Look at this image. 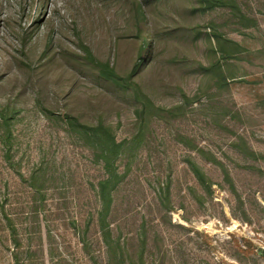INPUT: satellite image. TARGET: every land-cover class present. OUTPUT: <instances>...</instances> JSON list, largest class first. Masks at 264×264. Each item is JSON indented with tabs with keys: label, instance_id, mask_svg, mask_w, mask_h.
<instances>
[{
	"label": "rangeland",
	"instance_id": "rangeland-1",
	"mask_svg": "<svg viewBox=\"0 0 264 264\" xmlns=\"http://www.w3.org/2000/svg\"><path fill=\"white\" fill-rule=\"evenodd\" d=\"M129 1L0 0V264H264V0H151L131 77Z\"/></svg>",
	"mask_w": 264,
	"mask_h": 264
},
{
	"label": "trees",
	"instance_id": "trees-1",
	"mask_svg": "<svg viewBox=\"0 0 264 264\" xmlns=\"http://www.w3.org/2000/svg\"><path fill=\"white\" fill-rule=\"evenodd\" d=\"M150 1L151 0H130L129 1V6H130V9L132 11V16H133L132 19L136 25V29H138L137 31H139V35H138L139 44L136 49V57L139 61L138 63L139 65L137 66L136 64H134L132 66L130 77L135 74L137 75L140 74V71H141L140 68L143 65H145V63L148 62L150 59V52L152 50L151 48L152 34L149 31L150 23L146 15V9H148L149 5L151 4ZM215 42L218 46V52H220L221 55L225 54L223 52V49H224L223 42L218 41V40H216ZM101 74L106 79H109L111 77L108 75V72L106 71H101ZM220 77L222 78L223 76L222 75L216 76V78H218V80L221 82L223 81V78L221 79ZM133 98H137V96L135 95L133 96ZM144 99L147 101L148 104H150V101L149 99H147V97L144 96ZM92 131L94 133V140L97 141V144H98L97 146H99L100 150L103 151V153L100 154V157L104 159L106 166H108L113 156L118 152L119 146L114 142L111 133L107 129L102 127L101 124H99L97 128H94ZM190 170L192 171V173L194 174V176L196 177L198 181H200L201 183L204 182L205 180L204 175L201 174L200 170L195 165L191 164ZM113 178L116 179V175L114 174V172H113ZM113 178H111L110 180H113ZM225 179L228 180L227 174H225ZM110 180L106 181L105 184H101L100 189H99V196L101 199V206H102V211L104 212V214L108 212L110 202H111V199L108 193L109 191L106 190L107 185L111 183ZM103 221L104 219L101 218L100 219V225L102 226L101 234H102L103 240L107 242L109 232L103 229L105 225L103 224Z\"/></svg>",
	"mask_w": 264,
	"mask_h": 264
}]
</instances>
